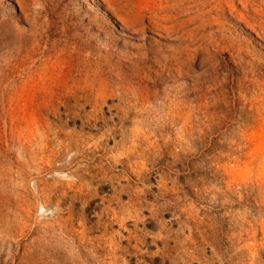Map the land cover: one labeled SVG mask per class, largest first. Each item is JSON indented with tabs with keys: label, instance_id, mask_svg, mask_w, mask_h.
Returning <instances> with one entry per match:
<instances>
[{
	"label": "rangeland",
	"instance_id": "obj_1",
	"mask_svg": "<svg viewBox=\"0 0 264 264\" xmlns=\"http://www.w3.org/2000/svg\"><path fill=\"white\" fill-rule=\"evenodd\" d=\"M241 184L264 0H0V264H264Z\"/></svg>",
	"mask_w": 264,
	"mask_h": 264
},
{
	"label": "trees",
	"instance_id": "obj_2",
	"mask_svg": "<svg viewBox=\"0 0 264 264\" xmlns=\"http://www.w3.org/2000/svg\"><path fill=\"white\" fill-rule=\"evenodd\" d=\"M225 194H228L224 191ZM231 199H232V206L239 205L246 207L249 209L253 214L257 211L262 212L264 211V204L261 201L259 196L258 190L255 186H250L247 184H241L238 186H231ZM218 207V214H222L223 206ZM228 231V223L225 219H218L217 224L213 227L212 230H207L206 232V240L212 243V235L216 238L220 239L222 242L226 241ZM225 244V243H224ZM228 253V252H227Z\"/></svg>",
	"mask_w": 264,
	"mask_h": 264
}]
</instances>
